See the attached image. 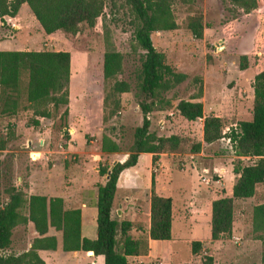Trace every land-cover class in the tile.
<instances>
[{
  "label": "rangeland",
  "instance_id": "374dc122",
  "mask_svg": "<svg viewBox=\"0 0 264 264\" xmlns=\"http://www.w3.org/2000/svg\"><path fill=\"white\" fill-rule=\"evenodd\" d=\"M103 1V11L95 25L89 27L82 24L75 35L57 30L49 36H40L42 27L31 12L25 13L27 5H24L15 20L19 26L16 30L19 31L18 35L14 34L13 21H7L8 24L4 25L0 21V39L26 41L29 44L24 47L25 50H65L71 56L67 106L62 105L54 110L48 105V115H35L25 99L26 76L23 75L16 113L0 116L1 203L7 199L5 186L12 185L25 192L23 186L27 183H19L17 177L22 176L24 179L29 171L28 161L33 160L29 155L30 150L49 151L46 152L49 156L65 155L62 161L54 162L63 172L64 162L76 166L85 152L93 148L95 138L100 133L119 144L122 156L132 146L134 130L142 123V112L137 103L142 96H136L141 51L133 38L135 24L126 1ZM260 1L257 8L249 6L244 10L231 0H195L192 4L174 0L172 10L178 28L155 32L153 35V43L164 54L165 62L184 73L186 78L163 93L155 109L148 115L151 121L149 130L157 135L183 136L187 144H183L182 152H179L181 154L190 153L191 144L200 142L201 150L205 152L202 158L207 159L203 162L206 166L201 167V161L197 165V174L195 170L186 171L187 167H178V157H174L178 166L172 160L161 174L163 181L170 185L166 193L172 198L175 215L172 246L176 253H167L171 244L163 246L160 251H164V264H201L205 254L213 256L214 264H263L264 232L254 231L252 213L254 206L264 203V182L256 186L252 197L234 200L230 235L211 240L198 254L191 252V242L188 241L191 238H206L207 235L205 220L209 200L201 204L197 215L193 206L188 205L192 190L205 193L213 190L223 197L232 190L234 180L225 179L224 184L219 173H214L210 165L214 162L221 169L226 165H231L233 169L234 165H248L255 161L254 157H237L226 135L211 145L204 143L202 119L208 116L222 118L224 132L227 133L239 121L252 118L254 73L264 69V51L257 49V43L264 35V0ZM196 14L202 15L205 25L202 39L194 38L187 28L190 16ZM108 44L122 55V71L115 78L130 84L131 90L128 92H114L112 87L115 79L103 78V55ZM240 56L247 57V68L244 70L239 69ZM200 91L201 97L193 98ZM106 95L108 97L104 105ZM181 99L202 102L203 117L193 122L180 117L176 105ZM65 107H68L66 116L63 114ZM170 112L173 114L170 115ZM41 140L43 145L39 143ZM32 156L37 157L38 153L32 152ZM36 165L41 167L40 164ZM51 165L52 162H49V167ZM204 173L210 179L209 184L199 178ZM187 210L190 215L185 217ZM22 212L26 213L25 207ZM28 231L27 224L14 228L11 249L14 253H22L29 248L32 236ZM139 236L143 237V234ZM117 240L121 241L119 234ZM53 260L48 259V264H55V258ZM88 261L73 259L67 263L88 264ZM129 264H160V261L153 259L145 262L132 257Z\"/></svg>",
  "mask_w": 264,
  "mask_h": 264
},
{
  "label": "trees",
  "instance_id": "16d2710c",
  "mask_svg": "<svg viewBox=\"0 0 264 264\" xmlns=\"http://www.w3.org/2000/svg\"><path fill=\"white\" fill-rule=\"evenodd\" d=\"M133 15L135 24L133 38L140 49V68L136 75V96H142L137 103L142 112V123L133 133V143L127 157L112 166L99 165V174L106 175L103 184H98L96 202V238L81 237L80 209L65 210L60 197L47 198L43 195L26 196L21 189L5 186L7 199L0 202V264H44L38 250H56L57 238L49 230L60 231L62 250H82L92 255H102L104 264H129V260L148 252V240L171 238L172 200L157 195L154 190L150 197V227L147 235L135 237L131 234L132 223L118 222L111 217L117 180L120 173L136 164L140 153L153 154V163L160 153L182 152L186 139L179 134L168 136L150 132L149 114L155 109L163 93L185 80L186 75L178 72L165 62L164 54L153 43L157 31H172L178 28L172 5L174 0H125ZM195 0H181L192 4ZM244 10L249 6L257 8L260 0H231ZM25 3L46 34L57 30L75 35L82 24L93 27L101 16L103 0H0V21L17 15ZM202 15L190 16L187 28L194 38L202 39L204 32ZM257 49L264 51V35L257 43ZM247 57L240 56L239 69L247 68ZM71 56L69 51L57 50H0V116L14 115L20 102L23 75L26 76L25 99L35 115H48V105L58 110L68 105ZM104 80L115 79L112 90L125 93L131 90L128 82L116 80L122 71V55L110 44L103 55ZM202 91L196 97H201ZM107 95L104 98L106 105ZM180 116L187 122L203 117L200 101L181 99L176 105ZM63 114L68 115V107ZM105 120V117H104ZM227 136L237 157H254L248 165H234L236 175L231 196L219 197L211 202V239L217 240L230 235L233 227L234 200L247 199L254 195L256 186L264 182V69L254 76L252 118L239 121L235 128L224 132V121L217 116L203 119L202 140L211 144ZM202 144H191L190 153L201 151ZM101 149L104 152L120 151L119 144L106 134L102 135ZM153 186V180H152ZM26 208V213L22 208ZM31 222L38 236L22 253H14L12 235L15 227ZM254 231L264 232V203L254 206L252 213ZM121 241L117 240V235ZM202 243L191 241V252L198 254ZM201 264H214L212 255L202 256ZM264 264V256H263Z\"/></svg>",
  "mask_w": 264,
  "mask_h": 264
},
{
  "label": "crops",
  "instance_id": "0c3cea01",
  "mask_svg": "<svg viewBox=\"0 0 264 264\" xmlns=\"http://www.w3.org/2000/svg\"><path fill=\"white\" fill-rule=\"evenodd\" d=\"M23 3L17 13V17H6L7 21L12 22V28L15 30L14 34H19V26L15 23V20L20 15L21 11L24 9ZM31 10L28 7L25 13H30ZM32 13V12H31ZM1 25H4L1 22ZM42 29V28H41ZM163 31H157L161 33ZM40 36L51 34H46L43 29L39 32ZM154 39V36H153ZM28 42H20L16 38H3L0 39V50L6 51H15V50H25L24 47L28 45ZM28 50V49H27ZM71 70V67H70ZM254 73V76L256 73ZM178 114L179 111L177 110ZM180 116V114H179ZM181 117V116H180ZM150 118V117H149ZM203 126V119H202ZM73 131V130H72ZM102 135L99 134L95 138L93 148L85 152L84 157L79 160L76 166H71L64 162L63 172L57 168L54 164L56 160H61L66 158L64 155H47L45 150L37 149L32 150L38 153V157L35 160H30L29 162V171L25 174L24 179L22 176H18L17 179L19 183L25 181L27 184L23 186L25 193L30 195H43L47 198L60 197L63 200V207L65 210L69 209H80L81 211V237L94 239L96 238V202L98 194V184H103L107 179L106 175L101 176L98 172L99 165H109L112 166L116 162H122L126 157L127 153L122 156L118 152H104L101 149V140ZM73 137V136H72ZM212 144V143H211ZM208 144V145H211ZM59 152V151H57ZM61 153V151L59 152ZM205 155V152L201 150L198 153H160L158 159L153 163V154L143 152L140 153L135 165L124 169L117 180V189L113 199V205L111 209V217L116 219L118 222L122 220H128L132 223L131 234L135 237H138L140 234L147 235L150 227V197L152 189L157 195L163 197H169L167 187L169 184H166L161 174L167 170L170 166L171 161L173 162H186L187 170H195L197 174L199 173L197 165L200 164L201 167L206 166L203 162L207 161L206 158H202ZM43 157V158H42ZM174 157H178L174 161ZM183 157V158H182ZM42 158V160H38ZM184 161H183V160ZM38 160V161H37ZM52 162L51 167H49V162ZM211 162V159H208ZM36 164H40L41 167H37ZM36 165V166H33ZM158 165L157 171H153L154 167ZM177 165V162H176ZM178 166V165H177ZM213 172L219 171L221 176V181L225 184V179H232L235 182L236 175L232 172L231 165H226L222 169L217 167V163L211 164ZM179 167V166H178ZM206 168V167H205ZM184 171V170H182ZM205 171H207L205 169ZM153 180V186H152ZM234 184V183H233ZM182 190V189H181ZM182 192V191H180ZM193 194L192 199H190L188 205L193 206L195 213L205 201L209 200V209L206 216V226H207V235L206 238H191L188 241L198 240L202 243V248L204 249L205 244H209L211 239L210 230V220H211V202L214 199L223 197L217 191L210 190L208 193L197 191L196 189L192 190ZM227 194V196H231ZM171 198V197H170ZM172 200V198H171ZM189 216V210L185 211V217ZM198 215V214H197ZM182 218V216H181ZM174 209L172 201V222H171V238L168 240H148L149 249L145 255H137L134 258L139 261H151L159 260L160 264H164V251H160L161 248L165 245L171 244L167 253L170 255L176 253V249L172 246L173 244V228H174ZM27 228L29 229V234L32 236V239L38 236V233L35 231L33 224L31 222L27 223ZM50 235H55L57 238V249L56 250H38L39 256L48 264V259L55 258V264H68V261L73 259H89L88 264H104V258L102 255H92L88 252L78 250V251H63L62 250V235L60 231H55L54 229L49 230ZM210 238V239H209ZM218 240V239H217ZM206 242V243H204ZM169 243V244H168ZM31 243L29 244L30 247ZM169 264H172L171 262Z\"/></svg>",
  "mask_w": 264,
  "mask_h": 264
},
{
  "label": "built area",
  "instance_id": "2783aa9c",
  "mask_svg": "<svg viewBox=\"0 0 264 264\" xmlns=\"http://www.w3.org/2000/svg\"><path fill=\"white\" fill-rule=\"evenodd\" d=\"M223 47V46H222ZM221 47V48H222ZM173 114V112H170V115H172ZM40 145H43V140H41L40 142ZM32 152H34V151H32V150H30V152H29V155H30V157L33 159V160H35V159H37V157H34V156H32ZM179 167H181V168H183V169H186V165L184 164V163H181V162H179ZM157 169H158V165H156L155 167H154V170H156L157 171ZM215 173H219V172H217V171H215ZM220 174V173H219ZM218 174V175H219ZM220 176V175H219ZM221 177V176H220ZM199 178L201 179V181L203 182V183H205V184H209V182H210V179H209V177H208V175L206 174V173H204V174H202V175H200L199 176ZM218 181V180H217Z\"/></svg>",
  "mask_w": 264,
  "mask_h": 264
}]
</instances>
